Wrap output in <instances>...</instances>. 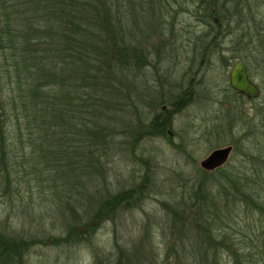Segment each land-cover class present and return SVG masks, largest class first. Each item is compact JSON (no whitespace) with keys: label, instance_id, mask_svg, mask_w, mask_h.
<instances>
[{"label":"rangeland","instance_id":"rangeland-1","mask_svg":"<svg viewBox=\"0 0 264 264\" xmlns=\"http://www.w3.org/2000/svg\"><path fill=\"white\" fill-rule=\"evenodd\" d=\"M179 1L183 7L177 14L174 6L157 4L150 10L145 5L151 11L144 14L147 17L142 13L135 20L125 17L120 27L124 42L133 50L139 47L141 35L159 33L152 44L158 48L161 66L173 65L167 82L177 86L178 97L180 88L186 90L193 79L192 98L175 115L171 139L166 135L169 139L148 138L134 143L129 133L138 129L144 74L149 70L141 75L127 71L118 75L123 81L122 94L126 95L123 99L121 95L120 100L117 95L110 96L112 106L106 115V126L113 132L105 139V146L99 148L102 168L85 182V189L80 190L82 196H77L78 204L69 202L75 209L67 205L69 195L58 186L44 187L42 194L33 182L16 178L14 163L20 145L14 123L7 121L3 148L6 159L0 163V264H115L124 253H135L134 257L144 260V264H158L161 257L150 260L149 248L154 255H163L172 245L170 211L189 204L192 186L203 177L200 162L219 148L231 146L232 152L228 161L217 168L223 174H206L214 186L213 194L217 198L225 192L229 195L231 188L239 189L242 184L250 189L255 186L254 179L259 183L255 188L264 195V158L258 160L259 155L264 157V71L259 67L264 58V24L259 27L263 32L257 28L258 20L264 19V3L235 0L230 9L234 33L214 44H196L194 37L205 32L206 27L190 14V1ZM135 11L140 12L139 8ZM145 20L149 25L144 24ZM172 36L175 42L170 45ZM239 55L246 57L261 89L260 96L252 101L237 100L229 86L228 73ZM165 57L172 61L166 62ZM8 95L9 88L0 94V102ZM220 101H224L223 106ZM217 117L224 118L223 122ZM37 136L32 139L35 141ZM58 138H62L59 133ZM37 143L36 140L34 150ZM124 192L130 195L121 200L119 195ZM110 198L113 200L107 209L105 204ZM239 204L240 210L233 207L235 213L226 223L238 227L237 234L243 232L256 241L257 229L260 225L264 229V219L258 220L256 213L247 215L243 201ZM226 205V201L222 202L219 209ZM101 207V214L96 215ZM144 255H148L147 260L142 258Z\"/></svg>","mask_w":264,"mask_h":264},{"label":"trees","instance_id":"trees-1","mask_svg":"<svg viewBox=\"0 0 264 264\" xmlns=\"http://www.w3.org/2000/svg\"><path fill=\"white\" fill-rule=\"evenodd\" d=\"M188 1L192 4L190 14L206 27L205 32L194 37L196 44H214L234 33L230 9L235 0H184ZM157 4L174 6L175 14L183 7L179 0H138V3L135 0H0L1 96L9 88L8 97L0 102V163L6 159L3 148L6 123L10 121L14 123L13 131L20 145L14 163L18 180L33 182L42 194L44 187L58 186L63 194L69 195L68 206L74 208L70 203L78 204L77 196H82L80 190L85 189V182L91 181L93 174L102 168L99 148L105 146V139L113 132L106 126V115L112 106L109 100L111 95H117L118 100L121 95V99L125 97L123 81L118 75L126 71L141 75L149 70L148 74L143 73L146 80L142 97L138 98L142 108L138 129L130 131V138L134 143L152 137L167 138L165 130H161L166 119L159 103L165 101L162 82L165 75L158 70L161 59L158 48L152 44L159 33L141 35L139 47L133 50L124 42L120 27L125 17L135 20L142 13L145 18L144 14ZM146 20L144 24L149 25ZM261 24L264 19L257 24L263 32L259 28ZM144 37L147 39L143 42ZM174 42L172 36L169 43ZM164 60L171 62L172 58ZM191 98L192 94L178 112ZM144 131L150 133L145 135ZM58 133L62 138H58ZM35 134L38 143L34 150ZM262 158L258 156V160ZM211 172L202 169L203 177L192 186L189 204L170 211L172 245L163 255H154L149 248L150 260L161 257L158 264H264L263 226L257 229L256 242L243 232L237 234L238 227L226 223L235 213L233 207H241V200L247 215L256 213L258 220L264 219V195L255 188L258 181L253 179L255 186L250 189L242 184L239 189L231 188V194L223 192V197L217 198L213 194L214 186L206 179V174ZM214 172L223 174L220 170ZM126 195L130 194L124 192L119 198L124 200ZM110 200L113 198L105 204L107 209ZM225 201L227 205L219 209ZM102 208L95 214H101ZM247 226L251 228L250 223ZM148 255L142 258L147 260ZM134 256L135 253L121 254L115 264H144V260Z\"/></svg>","mask_w":264,"mask_h":264},{"label":"flooded vegetation","instance_id":"flooded-vegetation-1","mask_svg":"<svg viewBox=\"0 0 264 264\" xmlns=\"http://www.w3.org/2000/svg\"><path fill=\"white\" fill-rule=\"evenodd\" d=\"M215 23H217V19H216ZM241 49L242 48H239L238 50H241ZM239 56H240V58L235 63L240 62V63L243 64V66L246 69L247 76H248L249 80L253 84L256 85V87L259 89L260 94H261V89H260L259 85L256 84V82L254 81V79H253V77L251 75V68L248 66V64L245 61L246 57L245 56H242V55H239ZM205 57H206V53H204V58ZM259 62H260L259 67L262 69V71H264V58H261ZM172 67H173V65H171L170 67H163L161 65L158 66L159 72L160 73H163L165 75V76H163V80H162V82L165 83L164 92H163L165 94V101H160L159 103L161 104L160 105L161 106V111L163 112L162 117L166 119V125H163V127H162L161 130H165L166 135H168L170 137V139H171V136L173 135L172 131L170 130L171 127H172V125H173V119H174L175 115L178 113V109L181 106V104L184 101H186V100H188L190 98V95L192 93V86H193V83H194V80L193 79L190 80L189 86H188V88L186 90H183V88L180 86L181 87L180 88L181 96L179 97V99L176 98L177 97V95H176L177 93L175 91H177V89H178L177 86H175V84H170V83L167 82L168 79L171 77ZM196 74H198V72H196L195 75ZM232 90L234 92V97H236L237 100H244V99H246L248 101H252V100L257 99V98H255V99H253V98L252 99H247L246 97H244L241 94H239L238 92H236L234 89H232ZM224 101H226V97L224 98ZM224 101H220L221 102L220 104L222 106H223ZM221 118L220 117H217V119H220V120H221ZM223 120H224V118H222L221 121L223 122ZM149 133L150 132H148V131H144L143 132V134H145V135H148ZM152 138H154V137H152ZM217 170H219V169H215L212 172L217 171Z\"/></svg>","mask_w":264,"mask_h":264},{"label":"water","instance_id":"water-1","mask_svg":"<svg viewBox=\"0 0 264 264\" xmlns=\"http://www.w3.org/2000/svg\"><path fill=\"white\" fill-rule=\"evenodd\" d=\"M228 80L231 88L247 99L259 97L260 91L256 85L249 80L246 69L242 63L237 62L231 67ZM231 152V146L216 149L200 162V167L205 171H213L223 166L228 161Z\"/></svg>","mask_w":264,"mask_h":264}]
</instances>
